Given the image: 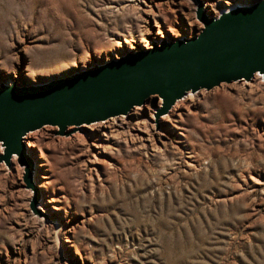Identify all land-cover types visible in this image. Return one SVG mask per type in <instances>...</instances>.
<instances>
[{
    "label": "rangeland",
    "instance_id": "1",
    "mask_svg": "<svg viewBox=\"0 0 264 264\" xmlns=\"http://www.w3.org/2000/svg\"><path fill=\"white\" fill-rule=\"evenodd\" d=\"M196 7L0 0V80L41 81L192 33L203 26ZM192 95L157 125L153 95L123 120L83 126L78 141L56 126L34 131L26 144L45 214L31 209L16 159L0 163V264H264V80Z\"/></svg>",
    "mask_w": 264,
    "mask_h": 264
},
{
    "label": "water",
    "instance_id": "2",
    "mask_svg": "<svg viewBox=\"0 0 264 264\" xmlns=\"http://www.w3.org/2000/svg\"><path fill=\"white\" fill-rule=\"evenodd\" d=\"M196 16L201 28L152 38L150 47L127 49L41 81L0 80V163L12 168L15 157L26 189L33 192L35 215L45 213L38 208L34 180L38 159L26 144L33 130L53 125L56 136L69 137L85 124L128 114L153 95L162 99L155 111L160 116L189 92L256 76L264 80V0L236 1L217 14L208 10L206 0H197Z\"/></svg>",
    "mask_w": 264,
    "mask_h": 264
},
{
    "label": "bare ground",
    "instance_id": "3",
    "mask_svg": "<svg viewBox=\"0 0 264 264\" xmlns=\"http://www.w3.org/2000/svg\"><path fill=\"white\" fill-rule=\"evenodd\" d=\"M163 36H164V34H163ZM164 37H166V35L164 36ZM147 46H151L150 44H147ZM189 95H192V92H189L188 93V96ZM188 96H186V97H184V98H182V100L183 99H185V98H187ZM193 96V95H192ZM181 100V99H180ZM177 105V104H176ZM142 106H144V105H136L134 108L136 109V110H138V109H142ZM173 109H175V105L169 110V112H171ZM169 112H167V113H163V114H161L160 116H158L159 118L158 119H156V125H157V123H159L160 124V122H161V120H164V121H168L169 120V118H170V113ZM125 116H127L126 114H119V115H116V116H113V117H111L110 118V120H111V122H113V121H116L117 119H121V120H123V118L125 117ZM106 122H108V121H98V122H93V123H90V124H85V127H88V128H91V129H96V128H99L100 126H102V125H104ZM110 122V123H111ZM154 124V123H153ZM156 125L154 124V127H156ZM49 128V127H54L55 128V126H53V125H45L43 128ZM57 127V126H56ZM146 127V126H145ZM156 129V128H155ZM34 131H36V130H33V132H30L28 135H27V137H26V139H28L27 140V143H28V145L30 146V147H33V146H36V144H35V142H34V140H33V133H34ZM156 132V131H155ZM160 133V132H159ZM35 134V133H34ZM79 135H81L80 134V132L78 133V130H76V132H74V133H72L71 135H70V138H73V137H75L74 138V140H77L78 138V136ZM32 136V137H31ZM32 138V139H31ZM79 140V139H78ZM77 140V141H78ZM13 160H15V157L13 158Z\"/></svg>",
    "mask_w": 264,
    "mask_h": 264
},
{
    "label": "built area",
    "instance_id": "4",
    "mask_svg": "<svg viewBox=\"0 0 264 264\" xmlns=\"http://www.w3.org/2000/svg\"><path fill=\"white\" fill-rule=\"evenodd\" d=\"M243 1L249 2L250 0H243ZM220 9H221V8H220ZM220 9H219V10H220ZM214 11H215V10H214ZM214 11H211V12H213V13L216 14L217 12H214Z\"/></svg>",
    "mask_w": 264,
    "mask_h": 264
}]
</instances>
